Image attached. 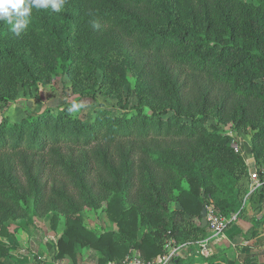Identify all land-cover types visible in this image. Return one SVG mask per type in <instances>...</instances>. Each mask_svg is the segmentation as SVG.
Instances as JSON below:
<instances>
[{
    "label": "trees",
    "instance_id": "trees-1",
    "mask_svg": "<svg viewBox=\"0 0 264 264\" xmlns=\"http://www.w3.org/2000/svg\"><path fill=\"white\" fill-rule=\"evenodd\" d=\"M54 81L72 98L0 119V256L12 222L48 218L56 259L107 264L170 239L198 250L208 205L264 215V0H66L32 9L19 37L0 21V105ZM86 209L114 227H86Z\"/></svg>",
    "mask_w": 264,
    "mask_h": 264
},
{
    "label": "crops",
    "instance_id": "crops-1",
    "mask_svg": "<svg viewBox=\"0 0 264 264\" xmlns=\"http://www.w3.org/2000/svg\"><path fill=\"white\" fill-rule=\"evenodd\" d=\"M242 146L239 150L251 167L253 158L248 142ZM13 228L8 241L3 239L12 247L9 255L0 256L10 264H98L97 256L90 249H83L76 262L68 257L56 259V243L62 230L60 226L52 230L48 218L21 221ZM208 248L209 256L203 257L193 246H185L177 257L179 261L169 264H264L263 212L249 211L246 216L237 217L210 241Z\"/></svg>",
    "mask_w": 264,
    "mask_h": 264
},
{
    "label": "rangeland",
    "instance_id": "rangeland-1",
    "mask_svg": "<svg viewBox=\"0 0 264 264\" xmlns=\"http://www.w3.org/2000/svg\"><path fill=\"white\" fill-rule=\"evenodd\" d=\"M17 92V97L13 101L0 105V119L2 117H6L9 120H19L25 114L26 108L32 109L34 107L35 101L42 103L43 107H54L62 103L64 99L72 98V95L69 93L68 87L65 88L62 83L57 81H54L47 85L38 83L37 86L31 87L26 92L22 91V89L18 87ZM90 106V102L86 103V106L84 108H80L76 112L80 116L87 115L90 113ZM229 126L230 125L228 124L222 127L224 130L230 132V134L232 132V140H234L233 142H237L238 148L242 149V143H247V141H249L248 136L241 133L237 137V135L231 130ZM83 218L86 227L97 231L101 229H110L113 227V224L106 220L105 214L101 211L93 212L92 210L86 209L83 212ZM16 224L15 222H12L11 225H9V229L13 230V226H16ZM3 239L8 241V239L6 238H2V240Z\"/></svg>",
    "mask_w": 264,
    "mask_h": 264
},
{
    "label": "built area",
    "instance_id": "built-area-1",
    "mask_svg": "<svg viewBox=\"0 0 264 264\" xmlns=\"http://www.w3.org/2000/svg\"><path fill=\"white\" fill-rule=\"evenodd\" d=\"M232 135V132H231ZM232 147L235 151L239 150L237 146V142H233ZM260 185V181L258 180L257 174L252 171L250 172V190H254ZM206 227L208 230V237L204 240L200 241L198 244V253L203 256H209V248L208 245L211 240L218 237L222 231L226 228L227 222L235 221L237 215L232 213L229 218H225L223 216L218 215L215 210L211 206H206ZM184 244H176L172 239L168 240L165 247V253L162 255H158L151 260H143L138 251H134L129 255H126L125 258L120 263L108 262L107 264H169L174 259H176L180 250L184 247ZM61 264V263H56Z\"/></svg>",
    "mask_w": 264,
    "mask_h": 264
},
{
    "label": "clouds",
    "instance_id": "clouds-1",
    "mask_svg": "<svg viewBox=\"0 0 264 264\" xmlns=\"http://www.w3.org/2000/svg\"><path fill=\"white\" fill-rule=\"evenodd\" d=\"M66 0H0V21L11 26V31L19 37L30 22L32 9L61 12ZM80 105L73 104L70 113H75Z\"/></svg>",
    "mask_w": 264,
    "mask_h": 264
},
{
    "label": "water",
    "instance_id": "water-1",
    "mask_svg": "<svg viewBox=\"0 0 264 264\" xmlns=\"http://www.w3.org/2000/svg\"><path fill=\"white\" fill-rule=\"evenodd\" d=\"M200 227L203 228L206 226V210L202 208L200 211Z\"/></svg>",
    "mask_w": 264,
    "mask_h": 264
}]
</instances>
